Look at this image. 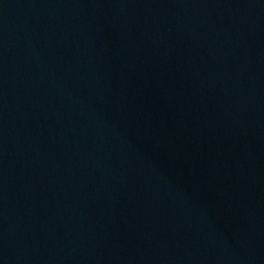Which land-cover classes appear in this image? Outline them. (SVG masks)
<instances>
[{"label":"water","instance_id":"95a60500","mask_svg":"<svg viewBox=\"0 0 264 264\" xmlns=\"http://www.w3.org/2000/svg\"><path fill=\"white\" fill-rule=\"evenodd\" d=\"M0 264H264V0H0Z\"/></svg>","mask_w":264,"mask_h":264}]
</instances>
